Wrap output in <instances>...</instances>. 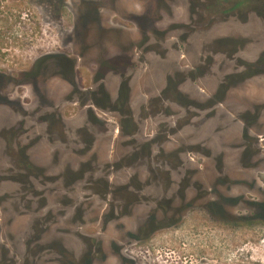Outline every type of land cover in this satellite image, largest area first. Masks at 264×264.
Returning a JSON list of instances; mask_svg holds the SVG:
<instances>
[{"label": "flooded vegetation", "instance_id": "flooded-vegetation-1", "mask_svg": "<svg viewBox=\"0 0 264 264\" xmlns=\"http://www.w3.org/2000/svg\"><path fill=\"white\" fill-rule=\"evenodd\" d=\"M184 2L185 19L166 28L159 26L163 13L139 20L143 54L171 64L158 70L142 95L136 98L132 44L115 53L102 37L90 86L73 82L75 59L57 54L69 92L59 99L40 97L33 118L18 106V120L2 128L0 264H108L116 256L121 264H135L131 248L165 223L177 224L191 208L211 203L226 213L229 204L238 205L226 183L212 188L198 178L204 169L199 157L219 155L223 168L227 151L216 154L182 140L222 115L232 91L264 77V39L256 42L249 33L256 26L264 37V0ZM219 24L229 32H219ZM192 44L198 50L193 54ZM255 107L230 119L240 126L243 146L234 153L247 161L240 164L247 170L264 154V138L256 131L264 103ZM43 140L45 162L35 154ZM110 229L125 232L129 242L106 248L103 235Z\"/></svg>", "mask_w": 264, "mask_h": 264}, {"label": "rangeland", "instance_id": "rangeland-1", "mask_svg": "<svg viewBox=\"0 0 264 264\" xmlns=\"http://www.w3.org/2000/svg\"><path fill=\"white\" fill-rule=\"evenodd\" d=\"M152 13L164 14L159 26L166 28L175 20L185 19L186 3L184 0H0V131L18 120V106L28 108L27 113L33 118L40 97L59 99L69 92L71 84L60 75L62 71L55 63L57 54L75 59L73 82L90 86L97 66L96 54L100 51L96 45L102 37L110 46L109 51L116 47L115 53L124 50L125 42L132 44L131 52L137 57L138 65L136 98L142 95L159 69L164 66L166 71L171 67L169 61L163 63L156 61L157 56L144 55L145 49L138 44L139 20L142 16L151 18ZM217 27L219 32H229L220 24ZM255 27L249 33L256 42L258 39L261 42L264 37L261 31L257 32L260 28ZM174 39L171 37L170 41ZM197 51L195 44L188 48V53ZM111 80L114 79L108 80L110 85L117 86ZM209 85L207 81L205 86ZM229 99V107L224 106L227 111L224 109L222 115L219 112L205 128L182 141L198 142L216 154L222 149L227 151L223 168L215 159L219 155L212 159L198 156L197 162L204 168L198 178L212 188L226 183L227 193L240 199L238 205L229 204L226 213L211 203H205L203 208H191L177 224L165 223L148 241L131 248L128 254L133 256L135 264H264V154L255 160L254 170L241 168L240 164L247 161H243L240 153H234L238 145L243 146L241 129L231 121L241 110L256 109L255 105L264 103V77L235 89ZM261 116L256 131L264 138V110ZM46 147L43 140L35 149L37 159L42 162L49 157L45 154ZM4 148L0 138L2 162ZM112 230L103 235L106 248L112 249L115 242H129L125 232ZM67 238L72 241L71 237ZM20 252H24L22 244L19 256ZM120 261L116 256L107 262L121 264ZM22 262L20 259L17 264Z\"/></svg>", "mask_w": 264, "mask_h": 264}, {"label": "trees", "instance_id": "trees-1", "mask_svg": "<svg viewBox=\"0 0 264 264\" xmlns=\"http://www.w3.org/2000/svg\"><path fill=\"white\" fill-rule=\"evenodd\" d=\"M56 56H57V55H56ZM56 59H57V62H58V64H59V65H61V63L59 62V59H58V57H57Z\"/></svg>", "mask_w": 264, "mask_h": 264}]
</instances>
